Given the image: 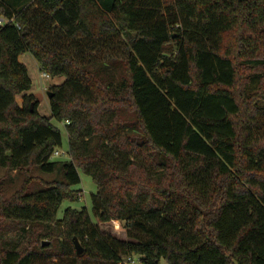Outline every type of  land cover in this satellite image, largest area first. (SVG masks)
I'll return each mask as SVG.
<instances>
[{
	"label": "trees",
	"instance_id": "16d2710c",
	"mask_svg": "<svg viewBox=\"0 0 264 264\" xmlns=\"http://www.w3.org/2000/svg\"><path fill=\"white\" fill-rule=\"evenodd\" d=\"M26 1L0 0L13 18L0 26V264H264V0ZM33 5L40 27L86 55L47 42ZM123 35L125 56L90 58ZM24 52L65 77L49 89L50 117ZM52 118L65 123L67 160L53 159L63 135ZM80 170L97 186L92 211L59 218L82 199ZM94 218L121 220L131 239ZM5 220L35 244L5 237Z\"/></svg>",
	"mask_w": 264,
	"mask_h": 264
},
{
	"label": "rangeland",
	"instance_id": "374dc122",
	"mask_svg": "<svg viewBox=\"0 0 264 264\" xmlns=\"http://www.w3.org/2000/svg\"><path fill=\"white\" fill-rule=\"evenodd\" d=\"M5 1L14 7H22V6L25 7L27 5L26 0H5ZM32 8L33 10L30 12V14H34L35 12L36 18L34 21L37 24V26H39L38 22L40 20V16L38 15L39 14L38 12L41 9L36 7V5H33ZM39 28H40L38 29L39 31L41 32L44 31L45 33H47L46 36L44 35L47 42L53 43L66 50H69L75 55H80V51L81 53L84 52L83 49L86 46L83 41L82 42L79 41L80 43H77L78 41L70 40L65 35L60 34V31L58 29L53 31L52 30L53 27L43 28L39 26ZM130 38L131 36L123 35V36L115 37L114 39H107V41H105L104 39V42L102 41L101 42L106 44V46L104 47H106L107 49L106 50L104 49L101 53H97L99 56H93L90 58L94 59L104 56H106V58L110 56L112 57L125 56L128 51ZM118 44L121 45L120 49H117L118 46H120ZM83 54H85V52ZM90 58H84V59L88 60ZM20 60L24 62L28 67L29 75L33 83L30 92H33L37 96L40 102L38 107L39 112L42 115L50 117L52 115V111H51L50 97L48 91L53 84L61 83L65 77L64 76L43 77L41 75L42 71L40 70L38 62L30 52H24L23 54H21ZM18 100L19 102H22V95H19ZM52 122L62 130V135H63V146L58 148L59 154L54 155L53 159L56 161L67 160L70 158V155H69V137L65 127V123L60 122L55 118H52ZM3 175H5V170L0 169V176ZM80 175H81V182L75 185L74 188L81 190L83 194L82 199L77 202H71L65 200L59 209L58 212L59 218L63 216L65 209L69 206L76 207L79 209L86 206L89 208L90 211H92L93 208L92 195L96 192L97 186L92 176L84 173L82 170H80ZM18 185H19L18 176H16L15 171H12L11 178H7L4 183L6 192L8 194L11 193L12 191L15 190V188ZM94 220L97 221L96 218H94ZM98 223L103 231L108 232L113 236H116L123 240L131 239L128 235L127 227L124 225V223L121 220L114 219L108 222H98ZM5 224H6L5 225L6 231L4 232V236L5 237L8 236V238H15L17 240L16 243L18 244V246L23 245V243L29 245L35 244V238L30 234V232H28L29 229H23L20 222L5 220ZM45 243L50 244V240L46 239ZM40 261H43L41 264H72V261L68 258H48L46 260H40ZM127 261L128 262H126L125 264H144L139 255H134L132 256V260L127 259ZM92 264H96V263H92ZM160 264H169V263L165 258H161Z\"/></svg>",
	"mask_w": 264,
	"mask_h": 264
},
{
	"label": "built area",
	"instance_id": "2783aa9c",
	"mask_svg": "<svg viewBox=\"0 0 264 264\" xmlns=\"http://www.w3.org/2000/svg\"><path fill=\"white\" fill-rule=\"evenodd\" d=\"M11 21H13V18H4V17H2V16H0V26H2V25H5L6 23H8V22H11ZM43 77H50V75L48 74V73H46V72H42V74H41ZM59 154V151H58V149L55 151V153H54V155H58ZM127 259L128 260H132V257H129V258H124L123 260H122V263H126V262H128L127 261Z\"/></svg>",
	"mask_w": 264,
	"mask_h": 264
},
{
	"label": "water",
	"instance_id": "95a60500",
	"mask_svg": "<svg viewBox=\"0 0 264 264\" xmlns=\"http://www.w3.org/2000/svg\"><path fill=\"white\" fill-rule=\"evenodd\" d=\"M49 97L51 98L53 93H51L50 91H48ZM31 110H33V104H31ZM75 245H76V249H77V253L81 254L84 251V247L82 245V243L80 242L79 239H75Z\"/></svg>",
	"mask_w": 264,
	"mask_h": 264
}]
</instances>
